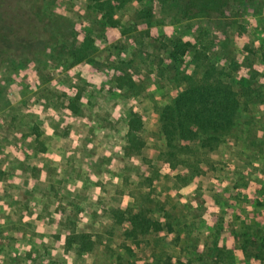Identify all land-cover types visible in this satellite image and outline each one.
Masks as SVG:
<instances>
[{"label":"rangeland","instance_id":"rangeland-1","mask_svg":"<svg viewBox=\"0 0 264 264\" xmlns=\"http://www.w3.org/2000/svg\"><path fill=\"white\" fill-rule=\"evenodd\" d=\"M84 3L85 0H58V9L64 15L73 16L74 11H80ZM139 8L140 5H129L127 12L133 13ZM127 19L125 17L124 20ZM240 21L245 28L244 35L235 38L234 30H229L228 33L231 38L230 49L243 64L240 70L232 73L228 82L235 89L254 82L264 87V0L246 6ZM154 30L158 35L163 34L167 41L175 36L194 41L199 30L208 36L216 34L213 24L204 20L172 24L167 19L166 24L155 27ZM106 33L105 37L97 38V50L90 61L96 60L104 64V58L107 59L110 64L108 67L102 65L97 68L105 70L108 87L113 91L117 84L113 77V66L124 60V55L119 53V49L110 48V45L121 39L120 32L109 30ZM87 34L97 36L91 27ZM82 38L83 35L80 36ZM125 51H130V47L125 48ZM216 52L218 65L225 67L227 60L222 49L218 48ZM39 63L41 62L35 59L26 67L17 63L10 64L7 70H0V170L13 174V177L22 172L19 164L21 159H30L37 153L33 143H21L18 138H12L14 134L8 128L5 129L6 125L2 120L5 115L3 105L7 101L5 95L9 91H15V95L19 96L15 101H22L23 108H36L38 98L35 99L31 93L38 91V74L43 72L44 78H50L53 71L47 62ZM85 84L73 80L70 88L77 94ZM145 88L144 95L132 98L136 104L135 110L143 116V132L149 133L154 126L156 106L164 105L167 102L165 95L171 91L159 86L155 70L147 74ZM124 92L121 91L118 97L125 96ZM27 94L29 95L25 97ZM88 102L86 100L85 104L88 105ZM101 116L103 118L105 113ZM245 117L248 122L243 125V129L236 128L234 134L216 151L204 154L196 148L193 153L183 155L188 164L198 167L196 170L184 166L171 170L168 164L159 161L154 165L153 174L145 176L146 171L143 172L136 162L130 161L131 163L116 164L114 171H110L112 156L125 153V149L119 145L115 150L112 149L113 153L106 160L108 181L112 183L109 188L113 190L117 181L122 179L124 185L133 192L124 208L101 201L94 210L98 215L92 214L88 218L90 232L101 236L96 252H83L75 257L70 254V246L66 240L71 233L61 231L63 223L59 222L52 234L54 240L47 243L44 231H38V223L31 221L26 215L30 204L32 209L38 210V191H8L0 183V234H3L0 239V264H108L119 256L134 259L138 264H162L169 256L174 259L189 257L196 264H264V154L258 153V145L264 144V102L252 104ZM35 118L38 115L24 117L19 114V124L24 127L25 132L32 131L37 126ZM244 140L247 144H243ZM123 141L124 139L121 143ZM156 144L160 142L149 140L148 147L138 157L148 161L151 157L155 159ZM24 164L26 168L28 163ZM29 166L32 168V163ZM130 168L135 169L134 177H130ZM187 171L188 174H185ZM23 198L29 200L27 205ZM12 202L15 203V209L11 213L7 208H2ZM130 205L135 211L140 207L153 209L152 216L160 221L158 222L164 229L149 232L137 240L127 236L126 230L130 227L115 224L111 213L113 208L125 209ZM78 213L80 215L81 211ZM35 215L37 216L36 213ZM102 215L107 217L105 225L98 224V216ZM84 224L85 220L77 226L69 223V228L75 231L77 228L83 232L86 227ZM9 229L17 230L18 238L8 233ZM38 241L43 247L47 243L54 255L47 251L38 255Z\"/></svg>","mask_w":264,"mask_h":264},{"label":"trees","instance_id":"trees-1","mask_svg":"<svg viewBox=\"0 0 264 264\" xmlns=\"http://www.w3.org/2000/svg\"><path fill=\"white\" fill-rule=\"evenodd\" d=\"M261 1L85 0L80 11L67 16L58 9V0H0V70H7L10 64L17 63L26 67L36 59L41 62L39 64L47 62L48 67L53 68L52 76L58 69H69L91 60L97 50V38L105 37L109 30H118L121 39L110 45L111 49H119L124 55V60L113 66L116 87L124 90L128 97L144 95L146 76L155 70L159 86L171 91L165 95L167 102L156 106L154 126L149 133L143 132L142 114L133 108L130 110L125 153L141 156L149 140H158L156 157H151L150 163L155 165L163 161L171 170L182 166L196 170L198 167L188 164L183 155L193 153L196 148L204 154L216 151L236 128L243 129L248 122L245 114L251 105L264 102V87L258 82L239 89L228 82L232 73L240 70L243 64L230 49L228 31L234 30V37L241 38L245 31L240 21L244 8ZM129 5H140V8L128 13ZM125 17L128 19L124 20ZM167 19L172 24L204 20L213 24L216 34L208 36L199 30L194 41L184 40L181 36L167 41L163 34L158 35L154 30L166 24ZM89 27L96 37L87 34ZM127 47H130L128 52L125 51ZM218 48L226 57L225 67L218 65ZM104 65H110L106 58ZM43 75V72L38 74V79L50 81ZM45 88L48 90L45 93L51 94L52 89ZM33 93L38 95V91ZM77 94L68 104V109L76 112L79 111ZM58 97L63 96L59 94ZM5 98L3 107L13 105L11 115L17 120L20 113L8 94ZM261 144L258 153L264 154V144ZM5 174L6 171L0 170V180ZM112 210L111 218L115 224L129 226L126 235L134 240L164 229L152 216L153 209L140 207L135 211L130 205ZM100 237V234L73 231L66 243L80 255L93 252L100 244ZM108 264L138 263L119 256ZM162 264L196 263L189 257L174 259L169 256Z\"/></svg>","mask_w":264,"mask_h":264},{"label":"crops","instance_id":"crops-1","mask_svg":"<svg viewBox=\"0 0 264 264\" xmlns=\"http://www.w3.org/2000/svg\"><path fill=\"white\" fill-rule=\"evenodd\" d=\"M99 63L96 60L84 61L72 68L54 71L50 81L38 79V95L31 93L35 99L38 98V106L34 109H25L21 106L22 101H15L19 98L15 91L7 92L20 114L24 117L35 114L38 118L34 120L37 125L34 130L25 132L18 118L13 120V105L6 106L3 107L5 115L2 117L5 129L8 128L14 134L12 138H18L21 143H33L37 154L30 159H21L19 164L22 172L19 176L13 177V174L7 172L0 183L8 191H38V210L32 209L30 204L26 215L31 221L38 223V231H44L47 243L54 240L52 234L57 229L58 222L63 223L61 231L71 233L75 230L69 228V223L77 226L85 220L83 232H90L88 218L94 214L97 204L108 201L114 207L124 208L133 192L124 185L122 179L117 181L113 190L109 188L112 183L108 181L106 160L117 145L123 148L127 146V119L130 110L136 107L135 101L126 95L118 97L121 90L117 87L110 90L106 81L108 75L102 67L97 68L104 64ZM73 80L86 83L77 94L78 112L68 109V104L75 95L72 87L70 88ZM45 87H51V94L45 93L48 92ZM59 94L63 97H58ZM20 98L23 99L22 96ZM86 100L89 101L88 105L85 104ZM102 113H105L103 118ZM122 139L124 141L121 143ZM112 157L110 171H114L116 164L136 162L143 172L146 171L145 176L153 174L154 164L136 154L124 153ZM24 162L28 163L26 168ZM31 163L32 168L29 166ZM134 171L135 169L130 168V177H134ZM23 202L27 205L29 200L23 198ZM2 208H7L11 213L15 209V203ZM106 223V216H98L99 225ZM76 232L80 231L76 228ZM8 233L18 238L17 230L9 229ZM2 237L3 234H0V239ZM47 243L43 247L38 241V255L46 251L54 255ZM68 251L74 257L78 256L75 249Z\"/></svg>","mask_w":264,"mask_h":264}]
</instances>
